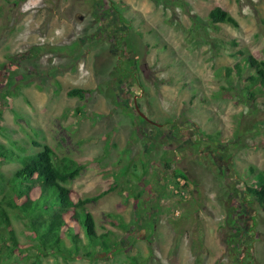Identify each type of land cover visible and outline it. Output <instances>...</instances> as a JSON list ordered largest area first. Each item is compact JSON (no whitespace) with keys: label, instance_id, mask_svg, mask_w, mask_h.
Segmentation results:
<instances>
[{"label":"rangeland","instance_id":"374dc122","mask_svg":"<svg viewBox=\"0 0 264 264\" xmlns=\"http://www.w3.org/2000/svg\"><path fill=\"white\" fill-rule=\"evenodd\" d=\"M105 1L121 24L93 39L116 15L98 19L102 0H0V143L25 152L48 145L83 164L66 184L74 196L108 190L86 204L108 250L37 252L26 220L7 208L20 247L0 244V264H264V210L245 194L264 168V95L244 104L224 94L234 93V78L214 74L240 59L238 48L264 58V0ZM214 6L238 26L214 24L211 39L236 46L217 49L189 31V14L206 18ZM128 84L165 131L128 103ZM75 87L88 90L83 99L66 95ZM173 127L185 139L169 145ZM17 167L0 163V198ZM175 171L186 197L173 194Z\"/></svg>","mask_w":264,"mask_h":264},{"label":"trees","instance_id":"16d2710c","mask_svg":"<svg viewBox=\"0 0 264 264\" xmlns=\"http://www.w3.org/2000/svg\"><path fill=\"white\" fill-rule=\"evenodd\" d=\"M114 7L118 11L114 9L113 11L121 20L119 8ZM189 15L191 19L189 31L193 36L199 32L200 38L217 49H225L227 44L237 45L234 39L229 42L220 38L211 39L210 29L214 24L225 23L233 27L238 26L237 20L228 11L214 6L208 11L206 18ZM262 25L264 34V20ZM217 53L218 51H214V54ZM234 54L239 55L240 59L236 60L232 66L216 67L214 74L223 77L227 83H232L234 78L237 87L231 86L232 89H236L233 94L224 93L226 96H237L244 104L254 103L259 95H264V58L258 59L242 48L236 49ZM231 88L228 87L227 90L230 92ZM87 92L86 89L75 87L68 89L66 95L83 99ZM210 138L214 139L212 136ZM34 144L40 146L35 141ZM40 147L37 151L25 152L24 148L16 146L15 143H12V147L0 143V163L16 162L18 164L10 176L4 179L6 191L0 198V228L4 231H0V244L8 246L10 251L20 247L10 225L6 210L8 208L17 210L20 217L26 220L37 252L73 257L80 253L84 256H92L99 246L103 250H108L105 245H100V241L107 237L106 233H98L93 215L86 207L87 203L98 200L108 190H101L95 195L84 198L74 196L66 184L80 175L84 165L69 156H58L48 145ZM133 166L136 167V165ZM134 167L133 173L139 176ZM147 170L148 166L142 167L143 175L140 176V180L145 177ZM250 170L252 171V167ZM127 171L128 169H124L123 172ZM178 176L185 179L183 173L179 171L173 173V178L175 177L173 194L174 189L179 185L176 179ZM254 181V184H246L245 194L264 210V168L255 174ZM34 187L38 190L37 195L31 194ZM135 197L139 196L135 195ZM72 224L82 230L83 239ZM65 235L71 243L69 249L64 241ZM37 255L38 253L35 254Z\"/></svg>","mask_w":264,"mask_h":264},{"label":"flooded vegetation","instance_id":"af4514ba","mask_svg":"<svg viewBox=\"0 0 264 264\" xmlns=\"http://www.w3.org/2000/svg\"><path fill=\"white\" fill-rule=\"evenodd\" d=\"M102 3L104 4L102 6L99 3H96V6L93 9V13L98 17L99 20H103L104 18H106V16L107 17L110 16L111 13L113 12L112 8L110 9L111 12L108 11V7H107L108 5L106 4L105 0H102ZM109 7H110V5H109ZM109 19L110 20L105 23V26L102 29L100 28V26L102 25L100 23V26L98 28V30H99L98 31L99 32L98 35L94 36V34H93L92 36H90V38H93V39H95L97 37L103 38L104 36H108V34L111 33L113 31V29H115V32H116L118 29H116L115 27H117V24L118 25L121 24L120 23L121 20H119V17L116 16V15L110 16ZM126 28L129 29L127 27V25H126ZM84 39H86V38H84ZM131 90H132V87L129 86V84H128V86L126 87V90H125V93L127 94L126 98L128 100V103H131L132 106H133V109H134V102L137 103L138 99L141 97V94L132 93ZM150 121H148V122L151 123L152 125H154L159 130V132L163 131V130L165 131V129L163 127V124L156 123L155 121H152V120H150ZM166 135L168 137V142H171V143H169V145L174 144L173 143V137H175V136H177L179 139H181V138L185 139L184 133L182 131H180L178 128H176V127H173L172 129L168 130L166 132ZM233 232L236 233V230L233 231Z\"/></svg>","mask_w":264,"mask_h":264},{"label":"water","instance_id":"95a60500","mask_svg":"<svg viewBox=\"0 0 264 264\" xmlns=\"http://www.w3.org/2000/svg\"><path fill=\"white\" fill-rule=\"evenodd\" d=\"M134 109L136 111V113L141 116L142 118H144L147 121H150L149 118L140 110L139 106L137 105L136 102H134ZM151 122V121H150Z\"/></svg>","mask_w":264,"mask_h":264},{"label":"built area","instance_id":"2783aa9c","mask_svg":"<svg viewBox=\"0 0 264 264\" xmlns=\"http://www.w3.org/2000/svg\"><path fill=\"white\" fill-rule=\"evenodd\" d=\"M178 179V182H179V185L176 187V189H174V191H175V193L176 194H179V192L181 191V190H183V186H184V181H183V179L182 178H177Z\"/></svg>","mask_w":264,"mask_h":264},{"label":"bare ground","instance_id":"6f19581e","mask_svg":"<svg viewBox=\"0 0 264 264\" xmlns=\"http://www.w3.org/2000/svg\"><path fill=\"white\" fill-rule=\"evenodd\" d=\"M144 119V118H143ZM145 120V119H144ZM147 121V120H146ZM184 181V180H183ZM184 187V186H183ZM178 197H186V187L185 189L181 190L179 194H177Z\"/></svg>","mask_w":264,"mask_h":264}]
</instances>
